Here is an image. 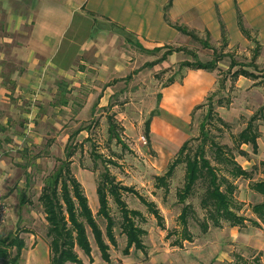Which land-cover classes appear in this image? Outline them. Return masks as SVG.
Wrapping results in <instances>:
<instances>
[{
  "label": "rangeland",
  "instance_id": "374dc122",
  "mask_svg": "<svg viewBox=\"0 0 264 264\" xmlns=\"http://www.w3.org/2000/svg\"><path fill=\"white\" fill-rule=\"evenodd\" d=\"M245 18L246 25H252L247 21L249 16ZM252 20L264 36V14L253 16ZM237 21L238 16L224 14L219 17L221 39L215 40L203 30L187 29L195 39L181 33L171 38L173 46L153 53L141 48L134 36L95 21L96 27L107 29L113 37L120 33L122 38L115 39L110 48L112 55L100 62L95 57L73 58V68L63 73L43 70L38 94L23 100L20 107L14 104L15 95L0 96V210L5 211L4 217L0 215V239L17 235L24 241L17 264L50 263L48 224L39 197L48 177L65 161L67 146H75L72 173L109 246L110 261L105 262L88 229L91 255L77 250L82 264H264V228L254 224L258 220L252 212V207L263 201L252 185L264 180V120L256 122L260 131L256 154L250 146L240 148L236 142L250 118L264 106V41L245 23L248 33L241 37ZM205 43L210 48L204 47ZM71 46L68 43L63 48L64 60ZM168 49L183 52L154 68L148 66ZM256 49L260 57L254 61ZM214 52L226 57L213 73H192L180 68L181 63L194 61L190 53L205 63L214 59ZM232 61L238 65L234 69L230 68ZM0 65L4 79L0 86L11 92L9 75L19 66L7 56ZM242 69L256 78L235 80L232 73ZM171 80L174 85H170ZM200 84L207 89L200 93L191 90ZM208 95L212 101L204 100ZM210 108L213 115L208 120ZM153 116L149 142L146 122ZM204 133L210 138L204 146L206 159L216 169L218 178L228 182L221 184V189L226 191L228 185L233 188L232 210L242 217L241 225H233L229 218H209L202 204L206 184L200 183L187 200L193 210L184 227L183 206L177 193L185 184V156L167 180V188L157 182L175 162L182 144L189 141L185 155L193 156L204 142ZM21 135L19 141L14 140L13 136ZM212 140L235 158L250 174L249 178L236 177L231 167L217 159ZM105 171L116 184L133 191H123L122 198L128 210L140 213L133 218H139L135 219L136 225L144 232L143 250L132 247L125 254L123 217L111 196L109 210L115 221L116 244L106 237L107 222L98 214L96 192ZM140 196L155 204L160 223ZM15 254L16 250L9 249L8 257L0 259V264H11Z\"/></svg>",
  "mask_w": 264,
  "mask_h": 264
},
{
  "label": "crops",
  "instance_id": "0c3cea01",
  "mask_svg": "<svg viewBox=\"0 0 264 264\" xmlns=\"http://www.w3.org/2000/svg\"><path fill=\"white\" fill-rule=\"evenodd\" d=\"M224 14L236 17L240 14L245 26L257 31L260 41H264L258 23L252 20L253 16L264 14V0H0V45L3 47L0 63L7 56L19 66L9 75L11 92L0 86V96L6 93L17 97L14 104L20 107L23 100L38 92L43 70L50 68L63 73L73 68V58L82 56L91 60L95 57L100 62L112 55L110 48L115 39H120V33L113 37L107 29L96 27L95 21L104 23L108 29L114 26L121 33L134 36L138 45L150 53L146 46L152 49L173 46L171 38L181 35L177 27L203 30L215 40L221 39L219 17ZM245 16H249L247 21L252 25H246ZM94 30L97 33H93ZM238 30L243 37L239 26ZM68 43L72 49L64 60L63 48ZM173 54L166 60L172 59ZM2 68L0 65V83L4 80ZM206 89L205 84H200L191 90L200 93ZM11 107L13 110V103ZM13 138L19 141L23 135Z\"/></svg>",
  "mask_w": 264,
  "mask_h": 264
},
{
  "label": "trees",
  "instance_id": "16d2710c",
  "mask_svg": "<svg viewBox=\"0 0 264 264\" xmlns=\"http://www.w3.org/2000/svg\"><path fill=\"white\" fill-rule=\"evenodd\" d=\"M238 26L241 32L247 36L248 31L245 29L243 18L240 14H238ZM177 30L183 35L194 39L196 38V36L186 28L177 27ZM203 46L210 48L206 43L203 44ZM160 49L161 48L155 49L150 53L159 52ZM178 52H183V50L168 49L160 59L154 63L148 64V66L154 67L158 64H162L166 61L167 57ZM189 55L194 58V61L181 63V69L214 72L218 69L219 63L224 57H226L225 54L218 55L214 52V59L203 63L195 54L190 53ZM259 55L260 51L259 49H256L253 60L256 61ZM237 66L238 65L232 61L230 68L234 69ZM232 76L235 80L240 77L256 78L253 74L248 73L244 69L232 73ZM173 81L174 80H171L170 83H173ZM224 82L225 79H223L222 86H224ZM211 98L212 97L210 96L207 100L210 99V101H212ZM212 115V109L210 108L208 111V120L212 118ZM261 119L264 120V106L250 118L247 127L236 137L237 145L240 146V148L242 146H250L255 154L258 152L260 131L256 122ZM151 120L152 117L146 122V138L149 142ZM204 129L205 125H202V131H204ZM203 136L204 142L193 156L185 155L189 145V141H186L177 153L175 162L170 165L168 171L163 177L157 178V182L159 183V186L162 185L167 188V180L173 176L177 165L181 163L180 159L185 156V184L183 189L177 193V197L183 206L181 220L184 227L187 226V219L193 210L192 206L187 204V200L193 195L195 188L200 183L203 185L206 184V196L202 200V204L206 208V213H208L209 218H229L234 221L233 225H241L243 220L240 218L242 217L237 216L232 210L233 188L228 185L226 191L221 189V184H228V182L225 179L220 180L218 178L216 169L213 168L209 160L206 159L204 146L210 141V138L208 133H204ZM211 146L217 159L225 164L226 167H231L232 173L236 175V177L249 178L250 174L236 163L233 156L225 154L222 146L217 144L214 140L211 141ZM239 151L244 155L242 150ZM74 155L75 146H67L65 149V161H62L60 166L55 168L52 174L48 177L39 197V202L43 208L46 222L48 224L47 236L50 239L49 250L51 255L49 264H82L81 260L78 258L77 250H81L87 256L91 255L88 229L91 231V235L101 253L102 260L109 262V246L105 242V236L90 210L88 200L84 195L81 184L72 173L71 159ZM252 190L263 200L261 203L252 207V212L258 220L254 222V224L257 227L264 228V180L254 183L252 185ZM123 191L133 193L131 189L116 184L115 179L110 175L109 171H105L101 174L96 191L99 202L98 214L107 222V239L112 244H116L114 239L115 221L110 215L108 196L113 197L123 217L121 227L127 238L125 254H128L132 247L137 250L144 249L141 238L144 235V232L136 225L135 219L139 218H133L140 216V213L127 209L126 203L122 198ZM139 198L160 223L162 219L155 204L148 203L141 196ZM25 202L26 200L24 197L21 198V204L24 205ZM185 233H187L186 230ZM24 248V241L17 235L10 239H0V259L5 260L8 257V250L14 249L16 250V254L14 259H12L11 264H17ZM4 264L8 263L4 261Z\"/></svg>",
  "mask_w": 264,
  "mask_h": 264
},
{
  "label": "built area",
  "instance_id": "2783aa9c",
  "mask_svg": "<svg viewBox=\"0 0 264 264\" xmlns=\"http://www.w3.org/2000/svg\"><path fill=\"white\" fill-rule=\"evenodd\" d=\"M0 215L2 216V217H4V215H5V211L3 210H0Z\"/></svg>",
  "mask_w": 264,
  "mask_h": 264
},
{
  "label": "bare ground",
  "instance_id": "6f19581e",
  "mask_svg": "<svg viewBox=\"0 0 264 264\" xmlns=\"http://www.w3.org/2000/svg\"><path fill=\"white\" fill-rule=\"evenodd\" d=\"M88 198H89V197H88ZM91 199H92V198H91ZM91 199H90V200H91ZM91 206H92V205H91ZM92 207H93V206H92Z\"/></svg>",
  "mask_w": 264,
  "mask_h": 264
}]
</instances>
